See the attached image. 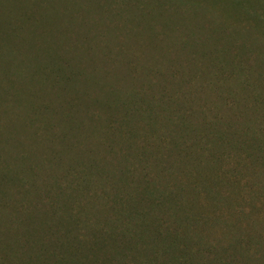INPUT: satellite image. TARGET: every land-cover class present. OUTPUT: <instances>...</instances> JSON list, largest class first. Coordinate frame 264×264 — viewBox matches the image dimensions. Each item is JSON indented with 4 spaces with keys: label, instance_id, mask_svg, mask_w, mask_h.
I'll return each mask as SVG.
<instances>
[{
    "label": "rangeland",
    "instance_id": "obj_1",
    "mask_svg": "<svg viewBox=\"0 0 264 264\" xmlns=\"http://www.w3.org/2000/svg\"><path fill=\"white\" fill-rule=\"evenodd\" d=\"M262 155L264 0H0V264H264Z\"/></svg>",
    "mask_w": 264,
    "mask_h": 264
},
{
    "label": "trees",
    "instance_id": "obj_2",
    "mask_svg": "<svg viewBox=\"0 0 264 264\" xmlns=\"http://www.w3.org/2000/svg\"><path fill=\"white\" fill-rule=\"evenodd\" d=\"M49 67V66H48ZM37 69H39V66L37 67ZM262 159H264V156L262 155V157H261ZM12 171H13V169H12ZM71 175L74 177V179L75 180H78L76 183L77 184H75L74 186H73V188L74 189H79L80 187L79 186H81V181L82 180H84V179H81L82 177H80L77 173H75V174H72L71 173ZM4 177V176H3ZM23 179V177H18V179L17 180H22ZM81 180V181H80ZM152 181H149L148 182V184L149 185H147V186H145V187H143V189L140 191V193L142 194H146L147 195V193H150L151 192V190H155L156 189V187H155V183H154V179H151ZM79 187V188H78ZM147 187H148V191H147ZM159 191V194L161 195L162 193H161V191L160 190H158ZM173 204H174V201H173ZM44 205V207H49L48 208V210L50 209V210H56L57 209V206L54 204V202H49V204H47V203H44L43 204ZM35 208L36 209H38L37 208V206H35ZM38 212H40L39 210H38ZM42 214H44V213H41V215ZM142 214H144L143 212H141V214L140 213H135V216L137 217V219H138V217L140 218V216L142 215ZM38 215H39V213H38ZM97 231H99V232H96L95 234H94V237H95V239H93V244H94V246L97 248V249H99V250H101V246L104 248V247H106V245H108L109 246V242H108V238H109V233H107V231H106V229H104V228H99V226H97ZM28 236H31V237H33L34 235H33V233L31 234V235H28ZM146 239V238H145ZM19 241H20V239H19ZM173 241H176V240H173ZM67 244V243H66ZM93 246V247H94ZM9 247V246H8ZM46 248H49V247H46ZM0 250H2V252L5 254V255H8V253H10L12 250L10 249V248H7V246H5V247H2V248H0ZM66 250H69L68 248H66ZM144 253H146L145 255H143V257L145 256V259H146V257H147V251L146 252H144ZM29 254H31V252L29 253ZM109 255L110 254H108L107 255V257H105L106 258V262L105 263H112L111 261H110V259H108V257H109ZM145 259H143V260H145ZM62 263H63V261H61ZM1 264H9V262H7V261H3V263H1ZM31 264H34V262H32Z\"/></svg>",
    "mask_w": 264,
    "mask_h": 264
}]
</instances>
